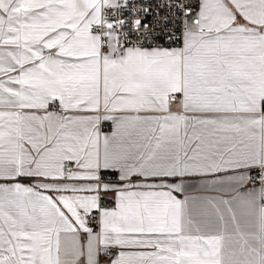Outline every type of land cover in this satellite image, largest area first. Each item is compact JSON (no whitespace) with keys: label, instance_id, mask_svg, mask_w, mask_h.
Segmentation results:
<instances>
[{"label":"snow or ice","instance_id":"obj_1","mask_svg":"<svg viewBox=\"0 0 264 264\" xmlns=\"http://www.w3.org/2000/svg\"><path fill=\"white\" fill-rule=\"evenodd\" d=\"M0 264H264V0H0Z\"/></svg>","mask_w":264,"mask_h":264},{"label":"crops","instance_id":"obj_2","mask_svg":"<svg viewBox=\"0 0 264 264\" xmlns=\"http://www.w3.org/2000/svg\"><path fill=\"white\" fill-rule=\"evenodd\" d=\"M164 46L165 47H175V46H167V45H164ZM104 130L106 132H110L112 130V124L110 121L106 122L104 124ZM203 183H204V181L199 179V178L193 179L192 181H190V187H189V190L186 194L189 195L190 197L196 199V200H199L200 198H203V197L216 195V193L211 191V190H205V189L201 188V185ZM217 198H219V197H217ZM223 198L228 199L229 197L227 195H225ZM108 207H114V203H112V205L108 206Z\"/></svg>","mask_w":264,"mask_h":264},{"label":"built area","instance_id":"obj_3","mask_svg":"<svg viewBox=\"0 0 264 264\" xmlns=\"http://www.w3.org/2000/svg\"><path fill=\"white\" fill-rule=\"evenodd\" d=\"M151 7L155 8V4L152 3V4H151ZM164 15H166V14L162 12V13H161V17L163 18ZM153 18H154V14H153ZM158 43H161V44H164V45H167V46H176L175 44H172V45L166 44V43L164 42V39H163V38H160V39L158 40ZM111 205H112V203H108L106 206H111Z\"/></svg>","mask_w":264,"mask_h":264}]
</instances>
